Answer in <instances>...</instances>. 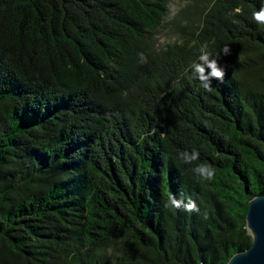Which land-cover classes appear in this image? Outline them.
Wrapping results in <instances>:
<instances>
[{"label":"trees","instance_id":"16d2710c","mask_svg":"<svg viewBox=\"0 0 264 264\" xmlns=\"http://www.w3.org/2000/svg\"><path fill=\"white\" fill-rule=\"evenodd\" d=\"M170 1L0 0V264H225L252 244L264 0H192L171 21ZM205 43L226 72L211 93L191 68Z\"/></svg>","mask_w":264,"mask_h":264},{"label":"clouds","instance_id":"9594fccd","mask_svg":"<svg viewBox=\"0 0 264 264\" xmlns=\"http://www.w3.org/2000/svg\"><path fill=\"white\" fill-rule=\"evenodd\" d=\"M241 9L237 8L236 12H240ZM251 19L257 24L264 27V6H261L259 10L252 12ZM231 49L225 45L223 49V55H230ZM217 58H212L211 52L208 51V45L205 43L200 48V54L198 56V62L194 63L191 68L193 70L194 78L200 81L201 87L206 92H213L212 85L213 79L223 83L226 75L225 68L221 67ZM210 69V71H208ZM200 158V153L197 149H192L191 152L184 151L179 154V159L185 164H192L194 161ZM193 174L203 181L211 182L216 177V170L213 166L206 163L196 165L192 169ZM165 208L183 210L188 213H199L200 207L196 201L188 197L177 198L175 194H169L167 200L164 203Z\"/></svg>","mask_w":264,"mask_h":264},{"label":"water","instance_id":"95a60500","mask_svg":"<svg viewBox=\"0 0 264 264\" xmlns=\"http://www.w3.org/2000/svg\"><path fill=\"white\" fill-rule=\"evenodd\" d=\"M246 224L252 244L233 254L225 264H264V194L254 196L248 203Z\"/></svg>","mask_w":264,"mask_h":264},{"label":"rangeland","instance_id":"374dc122","mask_svg":"<svg viewBox=\"0 0 264 264\" xmlns=\"http://www.w3.org/2000/svg\"><path fill=\"white\" fill-rule=\"evenodd\" d=\"M192 0H171L170 1V10H168V20H173V18L177 15L179 11H181L184 7L189 8V2ZM195 10H193L194 12ZM182 23H185L187 19L183 18ZM176 31L177 29L173 26L168 28H161L157 33V42L158 45H162L168 41H172L176 39Z\"/></svg>","mask_w":264,"mask_h":264}]
</instances>
